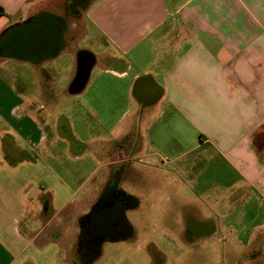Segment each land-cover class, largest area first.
<instances>
[{
    "label": "crops",
    "instance_id": "0c3cea01",
    "mask_svg": "<svg viewBox=\"0 0 264 264\" xmlns=\"http://www.w3.org/2000/svg\"><path fill=\"white\" fill-rule=\"evenodd\" d=\"M70 1L0 0V36L41 12L67 24L64 47L52 58L10 55L8 38L0 48V264H35L31 246L40 254L57 247L74 264L72 229L82 214L56 220L53 190L45 199L33 189L44 171L19 151H35L34 159L39 150L51 152L41 110L58 92L115 130L95 152L105 162L93 195L83 199L88 206L105 175L127 159L123 184L138 201L136 231H150L145 218L165 193L178 209L175 231L184 215L211 214L224 237L264 241V0H89L69 21ZM86 25L98 35L99 51L75 45ZM63 50L72 68L60 84L41 64ZM82 53L92 61L82 86L72 89ZM29 159L33 168L24 167ZM255 262L264 264V248L252 251Z\"/></svg>",
    "mask_w": 264,
    "mask_h": 264
},
{
    "label": "flooded vegetation",
    "instance_id": "af4514ba",
    "mask_svg": "<svg viewBox=\"0 0 264 264\" xmlns=\"http://www.w3.org/2000/svg\"><path fill=\"white\" fill-rule=\"evenodd\" d=\"M88 2L71 0L68 12L78 16ZM81 58V68L84 69L89 63V56L83 54ZM78 79L79 84L75 83ZM82 79L83 76L76 74L71 88L80 85ZM129 169L130 161L127 159L113 166L103 178L87 211L78 217L77 233L71 247L74 264H100V259L104 260L102 264H189V257L195 251H203L205 255L197 264H238L234 245L231 240L221 245L225 238L214 230L212 217L197 220L191 215H184L182 231H156L166 228V221H172L173 228H176L174 221L179 217L176 215L178 209L165 199L152 206L150 217L145 218L150 231H136L131 213L138 206V201L123 184ZM124 244L126 247H117ZM216 246L221 254L214 253ZM106 249H109L108 253ZM226 255L228 261L224 262Z\"/></svg>",
    "mask_w": 264,
    "mask_h": 264
},
{
    "label": "rangeland",
    "instance_id": "374dc122",
    "mask_svg": "<svg viewBox=\"0 0 264 264\" xmlns=\"http://www.w3.org/2000/svg\"><path fill=\"white\" fill-rule=\"evenodd\" d=\"M66 16L69 21L73 20L74 16L70 15L69 12ZM86 30L87 32L82 35H79V32H77L78 35L75 36V45L79 48L88 47L94 51H99L101 48L98 43V35L93 31L90 25H86ZM41 66L51 70L54 76L60 78V84H63V81L71 71L72 60L68 51L63 50L57 57L44 62ZM95 71L98 72V70ZM27 75L29 78V88H32L34 93L37 92L36 89L38 85L36 76L32 70H29ZM57 94L56 102L50 105L43 102L45 109L41 110V112L45 114V128L47 132H49L45 144L50 143L49 146L52 148L51 152L48 153L39 150V153H37L40 154L39 158L36 156L37 158L34 159V156L36 155L35 151H27L20 145L19 151L24 159L33 158L32 160L35 161L33 163L36 164V167H39V169L44 171V174L39 176L43 178L36 177L37 183L36 187H33V189H38L39 193L45 199L51 197L48 190H53V207H51V209L54 208L55 210L59 209L61 211V214L56 216V220H59L62 215L66 216V213L72 214L77 212L76 214L80 215L87 211L89 206L83 199L90 193L91 196L93 195L95 190L94 183L98 175L103 171L104 167L102 165L105 162V160L97 158L95 152L101 148H106L101 140L109 139L111 136L115 135V130L109 129L105 123L101 122L99 117L97 120L93 115L88 114L84 107H74L72 105V100L70 101V98L64 93L58 92ZM58 118H61V120L59 122L60 129L57 131L55 124L59 121ZM63 136L68 137V139L63 138ZM32 160L29 159L30 163L28 162L24 167L33 168ZM97 165L99 166L98 170L94 175H90V171ZM146 175H148V173ZM39 184H42L43 188L39 186ZM180 192L181 191H179V193ZM181 195L186 198L187 192L182 191ZM165 196V193H160L157 200L161 202ZM67 198H69V204L60 209L63 201ZM76 203L79 205L77 209L74 207ZM205 213L210 214L209 211ZM210 216L212 217L211 214ZM165 223L167 226L166 228L161 227V229L158 228L156 231L160 232L163 230L174 232L173 222L166 221ZM183 226L184 224H182V227ZM76 231L77 222L72 229L73 235ZM224 238L225 242L222 241L221 245L228 244L231 240V244L234 245V249L237 252L238 264H252V251L264 248V241H258L256 242L257 244H253L250 241L245 244L246 241H236L229 236H225ZM70 239H72V237ZM73 242L74 241L72 240V243ZM72 243L71 246L73 245ZM121 246L126 247L125 244L117 247ZM109 249H106L107 253L109 252ZM36 250L38 249H36L35 246H31L27 251V255L30 256L35 264H67V262L63 260L64 257L62 252L57 247L48 246L45 248L46 251L42 254ZM205 252H208L207 249ZM209 252L212 253V251ZM214 253L221 254V251L217 249ZM202 254L203 251H195L189 257V264H197V261L205 256ZM215 258L213 257V259ZM213 259L211 258L210 260ZM100 260L101 261L99 262L102 264L104 260ZM227 261L228 257L226 255L224 262ZM255 264L258 263L255 262Z\"/></svg>",
    "mask_w": 264,
    "mask_h": 264
},
{
    "label": "water",
    "instance_id": "95a60500",
    "mask_svg": "<svg viewBox=\"0 0 264 264\" xmlns=\"http://www.w3.org/2000/svg\"><path fill=\"white\" fill-rule=\"evenodd\" d=\"M66 28L67 24L63 18L41 12L32 16L23 24L8 28V31L0 36V48L4 49L8 38V54L26 57L35 61L49 59L58 54L64 47ZM83 54H80L77 58V75L83 76V79L80 85L75 86V89H79L84 83L92 61L89 56L87 67L81 68ZM75 83L79 84V79Z\"/></svg>",
    "mask_w": 264,
    "mask_h": 264
}]
</instances>
